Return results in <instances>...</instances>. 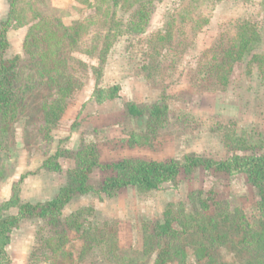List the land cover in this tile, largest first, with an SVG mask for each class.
<instances>
[{"label":"rangeland","instance_id":"obj_1","mask_svg":"<svg viewBox=\"0 0 264 264\" xmlns=\"http://www.w3.org/2000/svg\"><path fill=\"white\" fill-rule=\"evenodd\" d=\"M134 1L115 7L110 0L19 1L3 54L18 61L15 116L6 125L0 120V205L16 184L22 201L54 197L85 146L95 148L100 163L264 156V57L261 65L252 59L263 52L264 0H151L144 30L136 33L125 29ZM7 12V0H0V21ZM245 21L256 28L255 46L230 70L222 65L227 78L217 81L218 64ZM106 35L109 50L99 64ZM115 84L116 98L95 101L96 88ZM162 101L167 111L154 122L128 114L129 103L146 108ZM53 104L60 109L51 122ZM59 148L68 152L53 172L44 162ZM108 175L94 167L89 182L99 189ZM167 216L171 235L148 240ZM233 223L246 231L244 245ZM260 225L264 209L245 175L194 170L157 190L76 197L55 220H20L6 249L9 264H154L165 246L167 264H264Z\"/></svg>","mask_w":264,"mask_h":264},{"label":"trees","instance_id":"obj_2","mask_svg":"<svg viewBox=\"0 0 264 264\" xmlns=\"http://www.w3.org/2000/svg\"><path fill=\"white\" fill-rule=\"evenodd\" d=\"M20 0H7L8 12L6 16L0 21V120H4L5 125L15 116L16 102L14 99L15 83L17 80V61L18 57L12 59L3 58V54L8 47L7 30L17 20H19L20 13L18 3ZM115 7L119 0H110ZM151 0L134 1V10L132 12V20L126 23V30L130 32H143L146 23L147 15L152 12L153 7ZM111 17V25H117ZM77 23L75 27L78 26ZM80 27V25H79ZM236 38L234 44L228 49L224 55L222 62L218 64L219 68L215 74L217 81H225L226 76L223 73V66L231 68V63L240 60L243 55L247 54L256 42V28L250 21L240 23L236 27ZM78 34L79 30L76 29ZM75 34L71 35V40H76ZM110 36L106 35L102 48L97 55L99 64H104V59L109 50ZM263 52L252 56L253 60L261 65L264 57V43ZM261 59V60H260ZM223 65V66H222ZM101 68L97 67L95 72L100 74ZM68 85L60 88L63 94H67ZM120 90L119 85H113L106 89L96 88L93 96L97 103H102L106 100H112L117 97ZM53 104L47 112L48 118L54 122L59 115L55 114L60 109L59 106ZM127 111L130 116L138 117L148 114L149 119L154 122L166 113L167 106L164 102H157L151 107L141 108L133 103L127 105ZM8 127L3 128L7 130ZM68 152L66 149H58L54 156L48 158L44 162V166L53 171H60V164L57 159ZM76 167L69 172L68 183L61 187L58 192L49 200L44 202L31 203L22 201L19 195L18 184L13 187V194L8 201L0 205V264H9L10 258L7 252V246L10 243V235L14 228L18 226L20 220L28 218H38L43 220H55L63 208L70 203L74 198L88 194L90 192L104 193L111 195L127 187H133L138 191L146 192L159 189L164 183L174 180L181 173H190L194 170H205L214 173H224L227 175L243 174L247 181L255 188L259 198V206L264 209V156L257 155H233L222 160H214L207 157H200L196 155H186L181 160H167V161H145L122 159L113 163H100L98 161L95 148L92 146H85L75 154ZM97 167L101 170L109 172V175L102 181L99 189H95L89 182V175ZM202 206L208 208L206 201H201ZM14 207L16 212L14 214L4 215L2 211ZM173 220L171 217H165L163 221L159 222L147 239L166 238L173 232ZM233 231L240 236L239 245H244L247 240L246 231L236 225L232 224ZM264 227L255 229L257 234L261 233ZM260 239L256 236V240ZM167 247L158 249L154 264H167L168 260Z\"/></svg>","mask_w":264,"mask_h":264}]
</instances>
